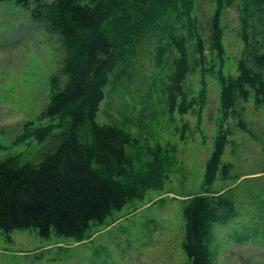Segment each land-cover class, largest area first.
<instances>
[{"label": "rangeland", "instance_id": "rangeland-1", "mask_svg": "<svg viewBox=\"0 0 264 264\" xmlns=\"http://www.w3.org/2000/svg\"><path fill=\"white\" fill-rule=\"evenodd\" d=\"M242 3L224 1L223 53L214 39L216 0H193L192 28L173 10L164 19H140L132 10L109 21L117 55L105 74L97 121L138 139L127 148L128 175L119 179L143 189L104 222L93 223L81 239L0 230V264H189L182 247L183 207L191 196L206 192L229 197L236 210L229 222L213 223L212 264H264V102L254 93L244 99L235 92L233 106L224 111L219 79L238 75ZM45 25L29 7L0 0V159L13 155L22 163L39 162L53 142H41L36 132L62 121L43 115L53 92L67 82L66 50ZM190 31L193 68L182 85L191 108L171 112L169 75L177 52L170 34ZM198 35L204 64L196 51ZM221 133L227 141L207 187V163Z\"/></svg>", "mask_w": 264, "mask_h": 264}, {"label": "trees", "instance_id": "trees-1", "mask_svg": "<svg viewBox=\"0 0 264 264\" xmlns=\"http://www.w3.org/2000/svg\"><path fill=\"white\" fill-rule=\"evenodd\" d=\"M14 1L29 7L33 18L45 21L48 30L59 36L66 50L62 70L67 82L53 92L43 111V115L60 116L62 121L36 132L41 142H53L52 149L37 163H22L13 155L0 159V230L8 235L27 229L46 238L54 232L81 239L93 223H102L143 189L119 179L128 175L132 158L127 148L138 139L119 126L97 121L108 81L105 74L117 55L118 44L109 21L123 18L132 10L140 19H164V14L173 10L176 19H187L191 27L188 19H192L189 14L193 0ZM224 1L216 0L214 14L219 53L224 51L220 26ZM242 4L239 35L244 52L238 62V75L228 81L224 75L219 76L224 111L233 106L235 92L244 99L253 92L258 103L264 102V0H243ZM190 34H170L177 52L169 75L171 112L178 109L186 113L191 108L182 85L193 68L187 38ZM196 51L204 64L205 45L199 35ZM226 141L224 133L216 138L205 173L207 187L216 178ZM235 213L229 197L206 192L190 198L183 208L182 243L189 264H212L213 223H227Z\"/></svg>", "mask_w": 264, "mask_h": 264}]
</instances>
